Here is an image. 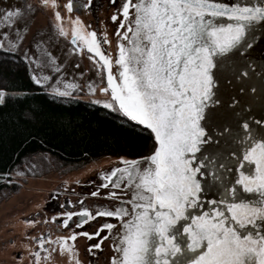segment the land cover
<instances>
[{"label":"snow or ice","instance_id":"obj_1","mask_svg":"<svg viewBox=\"0 0 264 264\" xmlns=\"http://www.w3.org/2000/svg\"><path fill=\"white\" fill-rule=\"evenodd\" d=\"M39 2L53 8L54 27L65 36L56 0ZM30 7L9 6L0 17L12 26ZM64 7L81 5L67 0ZM110 19L117 23L114 60L101 47L107 38L101 42L79 17L71 20V43L98 57L106 74L99 90L110 98L93 102L143 126L152 143L146 156L118 157L120 167L99 172L102 183L90 195L110 188L105 197L118 203L92 211L81 202L78 212L60 214L62 226L80 229L57 238L61 253L71 260L74 244L66 241L82 235L90 255L112 241L109 264H264V104L257 114L252 82L259 76L264 84V64L250 72L248 54L258 36L264 40V0H121ZM258 55L264 58V47ZM69 87L53 91L67 96ZM7 95L0 88V103ZM98 217L119 227L105 220L84 230ZM36 242L43 245V237ZM31 255L39 264L40 251Z\"/></svg>","mask_w":264,"mask_h":264},{"label":"trees","instance_id":"obj_2","mask_svg":"<svg viewBox=\"0 0 264 264\" xmlns=\"http://www.w3.org/2000/svg\"><path fill=\"white\" fill-rule=\"evenodd\" d=\"M0 202L22 183L12 172L34 159L35 174H66L106 156H146L152 143L143 126L81 99L56 95L36 84L19 50L0 49ZM48 156V158L46 157Z\"/></svg>","mask_w":264,"mask_h":264},{"label":"rangeland","instance_id":"obj_3","mask_svg":"<svg viewBox=\"0 0 264 264\" xmlns=\"http://www.w3.org/2000/svg\"><path fill=\"white\" fill-rule=\"evenodd\" d=\"M66 3V0H56L55 11H58L61 17L64 18L61 23L67 30L65 36H60L58 30L54 27L57 22L53 8L50 5L43 6L39 0H0V14L9 6H31L25 15L17 19L12 26H6L2 17H0V49L9 52L19 50L22 57L27 61L32 77H47V80L40 85H44V89L51 93L56 94L53 91L55 88L65 90V84H68L75 85V87L67 89L70 93L67 96L74 95L92 103H94L93 101L108 100L110 92L101 93L99 90L107 85V81L104 82L106 74L96 66V61L99 58L91 55L94 59H89L88 54L84 51H75V48L69 43L71 20L79 16L69 12L64 7ZM79 19L82 25L85 26L86 19L80 17ZM87 30L95 31L99 35L92 25ZM107 45L108 51L105 54L114 60L116 45L109 42ZM49 59L54 60V63H49ZM117 67L113 63L112 72ZM89 86L93 87L95 91L90 92ZM94 104L104 107L102 103ZM46 157L48 158L47 155ZM118 157L106 156L66 174L49 172L36 176L34 175L36 170L34 159L25 160L18 165L11 175L13 179L22 183V187L18 193L12 194L9 198L0 202V264L5 261L8 263L12 257L11 254L19 250V245L22 244L21 236L24 231H22L18 220L17 213L19 209L31 208L29 204L38 201L39 197L47 191L64 189L79 191L84 193L83 195L90 194L102 183L98 175L99 172L102 170L110 171L111 166L120 164ZM88 190L91 191L88 192ZM9 226L12 230L7 231ZM8 236H14L15 239L12 244L6 241ZM19 263L20 261L17 264Z\"/></svg>","mask_w":264,"mask_h":264},{"label":"flooded vegetation","instance_id":"obj_4","mask_svg":"<svg viewBox=\"0 0 264 264\" xmlns=\"http://www.w3.org/2000/svg\"><path fill=\"white\" fill-rule=\"evenodd\" d=\"M76 2L79 3L81 7L74 9L71 12L82 19H86L85 26L89 29L92 25L98 31V38L101 42L104 40L103 37H105L101 34L106 33V38L109 40V43L116 45L117 36L115 34V28L117 23L113 22L110 17L120 6L121 0H115V6L110 2V0H91L90 3L89 0H76ZM85 3H89L88 8H84L82 6ZM70 39L69 43L71 46L74 48L79 46L78 42L76 46L73 45L70 42ZM101 47L104 53L108 51L107 44L101 43ZM81 51H84L88 54V56L94 55L93 53H89L86 47L83 46H80V51L78 52ZM116 70L117 68H115L113 73H115ZM104 82H106V80H104ZM120 166L121 165L118 164L115 167ZM112 167L114 166H111L110 168ZM90 191L91 190H88V192ZM94 191H96V189ZM99 191L100 194L95 197L90 194L83 195L84 193L73 190L67 191L61 189L56 191H47L39 197L38 201L33 204H29L31 208L24 207L23 209H19V212L17 213L18 220L20 221L22 231H24V234L21 236L22 244L19 245V250H16L14 254H11L12 257L8 263L5 261L1 264H17L18 261H20L19 264H37L35 257L31 255L33 251H40L41 253L39 264H75L77 259L80 261V264H109V260L112 255L111 240H104L102 242V250H93L95 254L90 255L87 252V245L89 242L84 236L78 235L75 241H66L67 244H74L75 251L72 253L71 260L69 259L67 252L61 253L59 244L56 242L58 237H68L72 231H80V229L75 228L74 224H72L71 227L62 226L60 221H62L64 217L60 215L61 213L67 211L78 212L81 202L84 207H89L92 211H95L96 204H104L111 207L118 203L117 200L107 199L104 195L105 193L112 191V189L100 188ZM115 191L123 192L124 190L117 189ZM69 201L71 203H69ZM72 219L75 221L76 217L74 216ZM29 220L32 221L31 224L27 223ZM105 220L116 224L117 228L119 227L118 222L114 218L98 217L95 221H90L87 225H85L84 230L90 232L94 231L95 228L99 227L100 223ZM9 230H12L10 226L7 227V231ZM40 237H43L44 239L43 245L36 242V239ZM6 239L9 244H12L15 238L14 236H8ZM49 241H52V243ZM2 243H4V241H2ZM44 248L48 249V253L51 257L50 259H45L46 254L43 252Z\"/></svg>","mask_w":264,"mask_h":264},{"label":"water","instance_id":"obj_5","mask_svg":"<svg viewBox=\"0 0 264 264\" xmlns=\"http://www.w3.org/2000/svg\"><path fill=\"white\" fill-rule=\"evenodd\" d=\"M261 32L264 33V28L261 29ZM71 42V39H70ZM76 46V45H75ZM261 47H264V40L260 38V36L257 37L256 43L253 45V47L249 50V53L254 59H255V64L249 69L250 72H256L260 69V66L264 64V58H261L258 55V52ZM257 89V100L255 102L256 108H257V114H259L260 108L262 104H264V100H261L260 98V90L264 89V84L260 82L259 76H256L253 78L252 81ZM232 83V88L230 89L232 92L237 91V82L235 80L231 81ZM226 88L228 87L227 84L224 85ZM253 91L252 88L248 89V92L251 93ZM211 198V197H209Z\"/></svg>","mask_w":264,"mask_h":264}]
</instances>
